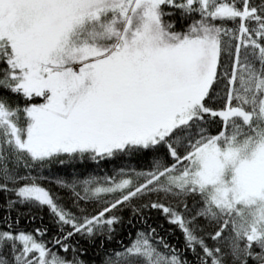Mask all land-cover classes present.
<instances>
[{
	"label": "snow or ice",
	"instance_id": "1",
	"mask_svg": "<svg viewBox=\"0 0 264 264\" xmlns=\"http://www.w3.org/2000/svg\"><path fill=\"white\" fill-rule=\"evenodd\" d=\"M0 264H264V0H0Z\"/></svg>",
	"mask_w": 264,
	"mask_h": 264
}]
</instances>
